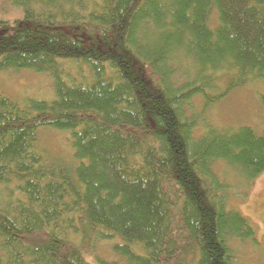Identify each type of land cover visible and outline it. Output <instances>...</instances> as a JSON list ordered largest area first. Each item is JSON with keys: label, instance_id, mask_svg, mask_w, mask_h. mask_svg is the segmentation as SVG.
<instances>
[{"label": "trees", "instance_id": "obj_1", "mask_svg": "<svg viewBox=\"0 0 264 264\" xmlns=\"http://www.w3.org/2000/svg\"><path fill=\"white\" fill-rule=\"evenodd\" d=\"M11 4L21 17L0 19V75L45 74L53 94L0 89V264H236L231 241L255 228L228 208L215 164L248 186L264 129L202 117L264 82V0ZM42 129L69 135L72 163L46 158ZM93 240L118 241L114 258L91 261Z\"/></svg>", "mask_w": 264, "mask_h": 264}, {"label": "rangeland", "instance_id": "obj_2", "mask_svg": "<svg viewBox=\"0 0 264 264\" xmlns=\"http://www.w3.org/2000/svg\"><path fill=\"white\" fill-rule=\"evenodd\" d=\"M20 17V10L12 6L11 0H0V19L11 22ZM0 89L22 100L48 98L53 94L48 76L30 71L0 75ZM263 94L264 82L247 84L207 108L202 119L206 125L217 128L250 126L259 132L264 129V107L260 102ZM200 108L201 104L196 98L192 113L198 115ZM200 133V128H197L195 134ZM38 144L49 161L54 160L55 163L64 165L72 163L69 135L66 132L42 129L38 133ZM215 171L224 184L228 185V208L239 212L255 228V241H231L236 264H264V170L248 186L224 163L215 164ZM112 242L93 240L84 252L92 256H88L91 261L94 255L102 260L112 259L115 256L111 250Z\"/></svg>", "mask_w": 264, "mask_h": 264}]
</instances>
